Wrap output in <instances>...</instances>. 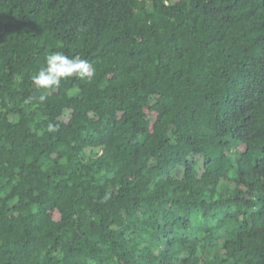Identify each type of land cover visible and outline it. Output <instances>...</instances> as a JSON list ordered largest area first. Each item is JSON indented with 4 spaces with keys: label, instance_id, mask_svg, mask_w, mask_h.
Masks as SVG:
<instances>
[{
    "label": "trees",
    "instance_id": "16d2710c",
    "mask_svg": "<svg viewBox=\"0 0 264 264\" xmlns=\"http://www.w3.org/2000/svg\"><path fill=\"white\" fill-rule=\"evenodd\" d=\"M0 264H264V0H0Z\"/></svg>",
    "mask_w": 264,
    "mask_h": 264
},
{
    "label": "clouds",
    "instance_id": "9594fccd",
    "mask_svg": "<svg viewBox=\"0 0 264 264\" xmlns=\"http://www.w3.org/2000/svg\"><path fill=\"white\" fill-rule=\"evenodd\" d=\"M44 64V67L40 68L30 77L34 90L42 93L59 88L62 82L70 79L91 82L96 73L95 67L88 60L82 59L78 55L70 57L61 51H55L46 55ZM31 99L30 97L29 101ZM46 99L47 96L45 94H41L38 97L41 103ZM57 130L58 125L52 123L47 125L49 133L56 132ZM109 198V195L106 193L101 202H106Z\"/></svg>",
    "mask_w": 264,
    "mask_h": 264
}]
</instances>
